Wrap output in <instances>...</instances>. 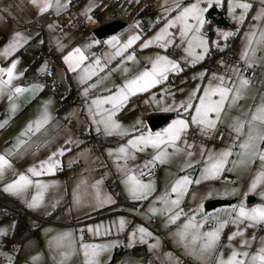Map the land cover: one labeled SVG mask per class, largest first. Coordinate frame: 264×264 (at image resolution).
<instances>
[{
  "label": "rangeland",
  "instance_id": "374dc122",
  "mask_svg": "<svg viewBox=\"0 0 264 264\" xmlns=\"http://www.w3.org/2000/svg\"><path fill=\"white\" fill-rule=\"evenodd\" d=\"M68 1L70 0H67L68 8L65 7L59 11L53 8L44 13H39L38 9L30 0H0V10L11 18L17 17L20 14L33 16L34 21L30 27L34 28L36 33L40 31L36 22L42 21L40 19L41 16L47 12L53 13L56 16V20L49 30H45V34L47 33L48 36L54 37L58 41H65L66 45H70L69 48L71 50L77 47L81 49L86 57L84 60L86 65L83 66L81 64V68H84L81 70V76H85V69L99 59L102 67L95 68V76H87L85 79L89 82L85 87L87 89V95L81 100L80 105L74 106L73 110L77 107V111L81 112L82 117H84L80 106L84 102L89 101L91 106V125L92 128L95 127L96 134L100 137L102 143L99 145L93 143L92 147L83 146L78 149L77 152H81L84 159L82 161V169H78V165L67 168L69 170L67 173V184L70 187V195L65 199L66 205L63 214L59 215L58 218L60 221L69 224L68 227L44 223L38 228L39 240L31 237L16 250L9 239V235L13 229L12 218L6 217L0 220V264H57L60 256L57 255L54 257L53 254L66 249L54 248L52 244L55 243L56 238L65 232L71 233L69 239L72 241L74 249L73 254L67 259L65 264H79L80 261L83 264V256L79 254L80 243L110 245L106 260L107 264L112 258L115 248L117 249L116 251L122 250L123 253H118L114 256L112 263L109 264H131L130 259L133 258L129 252L132 251L131 248L133 247L138 250L143 247V253L137 256L139 260L138 264H216V255H221L226 259L233 249H245L249 255L256 252L262 242H264V239H262L264 238V225L249 227L247 221L233 223L232 218L235 217V212L232 211V206L238 205L241 200L244 203L246 200L249 201L250 197L245 195V193L248 192L250 180L259 167L258 160L254 161L250 168H236L231 171L229 169H232L233 166L229 162L220 175L223 173L232 175L233 182L231 183L222 181L217 177L207 180L201 179L199 184L194 182L190 184L189 192L185 194L184 199L179 205V208L183 210V214L174 223H167V214H161L159 211L153 213L150 210L152 208L160 209L163 207L161 201L156 198L167 193L171 184L180 176L187 175L193 181L197 177H200L201 169L204 167V157L208 156L209 151L206 155L200 157L198 152L201 151V146L199 143L213 145L215 143V136L219 130H222L224 133L221 146L224 149L232 146V154L234 156H231V159L239 158L236 154L238 149L232 139L234 133L231 132L230 128L223 121L215 129L209 130L207 133L201 130H195L193 137H188L187 132L182 135L177 142L181 151L171 155L163 164L157 162L156 164L160 170L154 176L148 179H143L141 176V179L145 181L153 180L155 183V190L143 200L130 197L123 183L125 171L119 168L118 165H124L127 169H132L133 172L143 174L146 170L152 168V165L146 166V162L152 159V156L155 155V150L151 147L145 148L144 151H135L129 148V151L133 153L135 159L131 156L127 160L115 159V156L118 155L117 149L121 145H127V141L133 136L147 131L158 132L165 128L173 119L177 118L176 114L179 116L183 115V107L178 109L176 105L185 101L193 90L197 93H202L204 85H215L213 83L214 80L211 79L214 76L211 70L208 71L212 76L207 75L210 80L208 79L206 82H203L204 75L206 74L205 65L198 67L199 65H195V63L187 62L190 59L184 51V48L187 46V41L181 39L178 23L168 28L170 35L165 37V41L170 39L172 42L167 47H160V44L165 41L151 43L146 48L140 47L144 41L155 37L168 20L176 17L178 14L176 5H179L182 10L190 4L199 3L200 7L207 8V11L204 13V19H206L208 11L212 7H217L215 0H213L211 6H209L207 0H123L124 2L122 4H117L116 6L108 5L107 1L110 0H79L77 13L84 21L82 27H79L75 23L74 16L76 14L73 10L69 9ZM221 1L219 0V4ZM256 1L258 0H232L233 8L230 12L229 0H224V3H226L225 11L227 13L225 20L229 18L237 21L234 17H239L243 11L237 4L245 2L250 4V7L247 11H244L243 20L237 21L240 24V22L244 21L245 17H249L248 14L252 9H254V12L258 8V4L253 5ZM61 3H64V0H61ZM168 7H171L172 11L166 14L164 9ZM80 8L82 11H79ZM236 8L239 9L238 12L235 11ZM25 11L28 13H24ZM261 11L262 9L256 10L257 15ZM88 17H91V21ZM262 19L260 28H264V18ZM115 20L124 22L125 25L114 34L108 35L109 37L117 36L120 38L119 34L123 31H128V34H126L127 37L130 35L140 36V39L125 49L121 53V56H115L114 54L111 56L110 54L105 55V52L109 51V48L104 45V39L96 38L93 33V30L97 27ZM139 24H143L146 29H141L138 26ZM203 27L204 25L201 27L200 35L208 42L207 52L210 47L212 49H219L220 45L224 43L225 38L228 39L232 37L231 35L234 38L235 35V31H230L228 25L216 26L210 21L209 29L212 31V34L210 40H208L207 35L202 31ZM224 32H229L231 35L224 37L222 35ZM93 41H99V43H93ZM256 47L258 50L261 47L262 52H264V45H257ZM93 48L97 49L95 53L92 51ZM196 51L199 52L200 49H196ZM67 53L65 52V55ZM125 54H133L136 59L134 61L124 60L121 63ZM156 55H167L170 59L176 60L180 66L179 70L170 72L166 79L162 80L160 84L154 85L146 92H140L134 96H130L128 102L122 105L114 116V119L127 130L126 135H107L103 125L93 122L94 119L96 121L100 119L99 116L94 117L92 115L96 111L92 106L93 98L112 94L117 85H121L125 80L132 78L145 67H151V60ZM260 59H262L260 63L263 66L259 67L260 69H257L256 73L259 76H264V55ZM220 67L223 69L222 66ZM193 68L198 69H194L193 71ZM125 69H127V72H125ZM200 73H203V76L199 75ZM239 74H241L240 69ZM171 76L176 78L175 82L168 81V77L170 78ZM261 82L264 84V81L255 77L252 80V85L247 89L244 98L239 100L232 109H226L224 113H231L232 111H236L237 108L241 110V114L250 112L256 104L261 102L262 97H264V91L259 96L256 92L261 86L264 88V85L260 84ZM83 83L80 86H84ZM198 85L201 87H197ZM196 99L198 101L199 97H194L193 101ZM169 106L173 109L170 111L172 112L170 119L162 126L151 129L147 124L149 114L162 111V109L168 108ZM104 107L109 108L110 105L105 104ZM243 118L245 117L243 116L241 119ZM137 121L140 123H137ZM186 144L192 145L190 149L193 150L191 156L187 155L189 149L185 147ZM167 151L171 153L172 149L168 148ZM185 164H189L191 167H184ZM69 166H72L71 163H69ZM97 181L99 182L98 184L96 183ZM93 185L96 186L93 187ZM74 189L79 193V204L74 203ZM233 189L236 191L233 192ZM97 191L100 193L101 199L99 206L96 199ZM262 191H264V185H259L254 192H251V195H255L256 193L258 197L255 204L263 203L264 197L260 195ZM193 192L196 193L195 197L192 195ZM118 193L123 196V199H117ZM216 194L221 195L222 198L219 199L227 203L206 209L207 204L204 200L206 197ZM170 195L174 196L175 194L170 193ZM104 197H110L111 203H103ZM201 204L202 213H197L198 218H202L203 216L216 218L205 220V223L209 221L212 227L207 228L204 224V231L214 228L218 220H228V223L225 224L221 231V239L216 252L211 255H206L202 261L196 256L189 254L184 245L179 243L178 237L176 236L177 229L184 223V220L191 216L192 211ZM121 219H123L125 224L122 230L120 229L119 223ZM71 227L76 231L74 240L70 229ZM89 227H91L92 231H89ZM139 227H143L148 233H151L150 236H145L143 242H141L140 233L137 231ZM97 228L100 231L99 235L95 234ZM225 228L227 231H225ZM239 229H243V234L234 236L229 241V235ZM84 231L87 238L86 242H82L83 236L81 237L80 235ZM130 233H133L131 246H129ZM159 233L161 235H158ZM79 235L81 237L80 241ZM241 240H247L250 243L245 246L241 244ZM255 241H258V244ZM66 244L67 241H65ZM150 244H155L156 247L150 248ZM237 244L241 245V247ZM125 249L128 253L125 252Z\"/></svg>",
  "mask_w": 264,
  "mask_h": 264
},
{
  "label": "snow or ice",
  "instance_id": "6c2138e0",
  "mask_svg": "<svg viewBox=\"0 0 264 264\" xmlns=\"http://www.w3.org/2000/svg\"><path fill=\"white\" fill-rule=\"evenodd\" d=\"M30 2L38 9L39 13H44L49 9L55 8L57 11L67 7V0L61 3V0H30ZM209 6L212 5L213 0H207ZM216 6H219V0H215ZM237 6L242 9L239 17H234L237 21L243 20L244 11L250 7V4L241 2ZM177 15L174 19L168 20L159 33L150 40L144 41L140 45L141 48L148 47L149 44L157 41H165V37L169 36L168 28L179 24L180 31L179 35L182 40L187 41V46L184 51L188 54L190 59L188 63H196L198 60L204 59V55L207 52V40L200 35L201 27L205 23L204 13L207 8H202L199 3H193L184 7L182 10L179 5H176ZM233 8L232 0H229V11ZM165 13L172 11L171 7L164 9ZM264 15L262 10L255 19H259L260 16ZM91 21V17H88ZM191 20V22H189ZM138 23V22H137ZM51 27V26H50ZM224 37L231 35L229 32L222 33ZM15 39L10 46H6L4 50V56L7 57L12 51H15L16 47L19 46L22 37L20 33L15 34ZM140 39L139 35L129 36L128 40L124 43H119L117 36H111L104 43L112 45L116 43V49L114 52L115 56H121V53L125 49L129 48L132 44ZM172 41L169 39L160 44V47H167ZM93 43H99V41H93ZM215 44V42H213ZM257 45H264V28H257L253 25L246 37V43L241 51L240 60L245 61L246 67L251 68L254 62L255 54L258 50ZM196 49H200L199 52ZM64 61L68 64L69 70L79 69L81 62L86 59L84 53L79 47L73 48L63 57ZM136 59L133 54H125L121 63L124 60L134 61ZM16 61L13 60L7 67H0V95L7 93L10 102L9 111L10 114L14 113L17 109V104L13 103L14 95H19L23 92L29 91L33 88L39 89L40 85H29L27 88L20 85L12 86L15 78L14 69ZM96 67H102L99 59H97L93 65H90L85 69V76L81 77V83L87 78V76H95ZM179 64L176 60L170 59L167 55H156L151 60V67H145L138 74L130 79L125 80L121 85H117L115 91L110 95L98 96L93 98L92 106L96 109L92 115L99 116V121L94 119V123L103 125L107 135L117 134L124 136L127 130L114 119L115 113L120 110L121 106L128 102L130 96H134L136 93L146 92L151 89L154 85L160 84L162 80L166 79L170 72H176L179 70ZM237 73V80L225 81L223 75L218 77L219 82L215 85H204L203 92L197 93L193 90L189 96L181 104L176 107L184 109L185 113H188L189 108L194 107V111L190 113L191 124L198 126L202 132L207 133L209 130L215 129L218 124L222 123L221 117L224 114L225 109H232L236 106L237 102L244 98L247 89L250 87L252 81L247 77L239 74L238 69H233ZM127 72V69H125ZM199 75L203 76V73ZM215 76V73L213 74ZM91 86V85H90ZM201 87V86H197ZM87 94V89L84 90ZM198 96V101H193V98ZM47 101L42 107L40 115L35 121H29L26 129L22 130L20 136L27 135L29 138L36 136L41 132H46V126L49 123L50 116L47 111ZM110 105L109 108H105L104 105ZM185 105H187L185 107ZM163 111H172L173 109L169 106L168 108L162 109ZM245 118L233 117L229 128L234 135L232 139L235 146L237 147L238 159H231L232 146L222 149L219 152H212L209 150L208 156L204 157V167L201 169L200 177H197L193 181L189 176H180L172 184L167 193L158 196L156 199L161 201L163 207L160 209H150L153 213L159 211L161 214H167V223H174L183 214V210L179 208L181 201L184 199L185 194L189 192V185L193 182L199 184L201 179L207 180L210 178L219 177L220 173L225 170L226 165L231 162L233 168H250L254 161H259V167L255 174L252 176L248 185V192H254L259 185H264V97L259 104H256L250 112L242 114ZM7 121L0 122L2 127ZM137 123H140L137 121ZM189 122L183 118L177 116L173 119L165 128L158 132H141L140 135L133 136L127 141V145H121L117 149L118 155L115 156L116 160H127L129 156L135 159V156L129 148L135 151H144L145 148L151 147L155 150V155L152 159L146 162L147 165H154L159 162L165 163L171 155L180 152L181 149L178 147L177 142L181 136L187 132ZM71 141H65V147L63 149H57L51 152L46 159L38 161L37 166H31L28 168V173L32 177H40L46 172H54L59 165L60 161L54 159L57 155H63V152L67 150L66 145ZM49 141L37 143V149L44 147ZM22 145H29L30 141L24 139H18V142L13 146L19 149ZM185 147L189 149L187 152L188 156L192 153L190 149L191 144H186ZM171 148L172 152H168L167 149ZM204 149L201 147V152ZM13 153L7 152V155L0 154V176H3L6 169L11 168L12 164L7 158ZM119 168L125 171L123 183L126 189L133 199L143 200L150 196L155 190V183L153 180L145 181L141 179L142 173L133 172L132 169H127L124 165H118ZM184 167H191L189 164H185ZM83 183V181H81ZM99 183L98 181L96 182ZM56 184L55 181L44 182L40 179H32L25 173H20L10 183L5 185V191L12 192L14 194H22L30 187H35L36 191L33 193L31 201L28 202L29 208L38 207L44 200L45 192ZM96 185H93L95 187ZM79 187V186H78ZM233 192L236 190L233 189ZM171 194H175L171 196ZM195 197L196 193H192ZM247 195V193L245 194ZM260 195L264 197V191L260 192ZM96 199L98 206L101 202L100 193L96 192ZM74 203H80L79 193L74 189L73 191ZM103 203H111L110 197H104ZM55 205H53L54 207ZM219 211V210H218ZM232 211L235 212V217L232 218V222H243L247 221L249 227L256 225H264V203L255 204L252 207H246L244 201L241 200L239 205H233ZM202 213V204L198 205L197 208L192 211L191 216L184 220V223L177 229L176 236L178 237L179 243L183 244L186 251L196 256L201 261L206 255H211L216 252L219 241L221 239V231L228 220H218L216 226L208 231H204L205 220L215 217L203 216L202 218L197 217V213ZM120 229L122 230L125 226L123 219L119 221ZM89 231H92L89 227ZM137 231L140 233L141 242L144 241L145 236H150L143 227H139ZM96 235L100 234L99 228L96 229ZM243 229H239L231 233L228 237L229 241L234 236L242 235ZM71 233L65 232L56 238L55 243L52 247L57 249H66L59 251L60 260L57 264H65L67 259L73 254V244L69 239ZM264 239V238H262ZM133 240V233L129 234V246H131ZM65 241L67 244L65 245ZM115 243V242H112ZM250 241L241 240L242 245H248ZM150 248L156 247L155 244H150ZM110 245L107 244H92V243H80L79 254L83 256V264H100L99 256L102 252L108 251ZM35 259V258H34ZM216 264H264V242L257 249L256 252L249 255L247 250L233 249L228 257L225 259L221 255H216Z\"/></svg>",
  "mask_w": 264,
  "mask_h": 264
},
{
  "label": "crops",
  "instance_id": "0c3cea01",
  "mask_svg": "<svg viewBox=\"0 0 264 264\" xmlns=\"http://www.w3.org/2000/svg\"><path fill=\"white\" fill-rule=\"evenodd\" d=\"M71 1L72 0L68 2L70 3ZM78 4L75 6L73 10L77 16H79L77 13ZM256 4L259 5L256 10L258 9L264 10V0H258L256 1V3L255 2L253 3V5H256ZM216 8L223 14L224 18H226L227 16V13L225 11L226 3H224V0H222L219 6H217ZM238 10H239L238 8L235 9L236 12H238ZM253 10L254 9H252V11H250V13L248 14L249 17L248 16L245 17L244 21L240 22V24H238L237 21L235 20H231L229 18L226 19L228 21V29L230 31L232 30L235 31L233 43L229 51V56L231 57V59L226 60L220 55V51L222 52L224 50L225 41H226V38H225L224 43L220 45V48L214 49V51L217 50L218 52L216 51L215 55H213L211 62L215 63L220 69H221L220 66H222L223 69H221L220 74L215 73L216 76H213L211 78L214 80L213 83L217 84L219 82L218 77L221 75L224 76L225 81H228L230 78L232 80H237V73L233 69L239 70L240 66L238 64L246 67L245 61L240 60V55L246 43L247 34L252 29L253 25L257 26V28H260L261 21L263 20L262 18H264V15H262L260 16L259 19H255V17H257L258 15H257L256 10L254 12ZM79 11H82L81 8L79 9ZM24 13H28V12L25 11ZM47 13L43 14L40 18L42 20L40 21L42 22V26L38 25L39 21L36 22L38 27L40 28L39 33H36V30L30 27L31 23L34 21L33 16H29L28 14L24 16L23 14H20V15H17V17L15 16L14 18H11L8 15H6V13H4L2 10H0V67H7L9 64H11L13 60L17 62L15 69H14L15 78L13 80L12 86L20 85L22 87L27 88L29 85L20 84V80L24 74H32L38 70L49 67L54 71V74L58 78V81H59L58 91L62 94H68L71 92L74 95V98H76L75 103L71 105V107L68 110L62 111L61 103H59L56 100L54 92H52L51 90H44L41 87L39 89L33 88L19 95H14L12 102L17 104L18 107L14 113L10 114V111H9L10 102L8 99V94L5 93V94L0 95V122L7 121L2 127H0V154L7 155L8 151H11L13 153L11 156L7 157L10 160L12 167L6 169L3 176H0L1 202L3 206H7V207L9 206L14 209H18L24 216L26 226L29 229L36 228L37 234H38V228L44 223H50L55 226L57 225L67 226V227L69 226V224H66L63 221H60V219L58 218L59 215L63 214V210L66 205L65 199L68 198V195H70V187L67 184V173L69 171L67 170V168L73 167L74 165H78V169H82L83 168L82 161H84V159H83V155L81 154V152H77L78 149H80L83 146L92 147L93 143H96L97 145L102 143V140H100V137L96 134L97 132H96L95 127L92 128V125H91V117H90L91 106H90L89 101L84 102L80 106L84 114V117H82L81 112L77 111V107L76 109L73 110L74 106L80 105L81 100L86 97L87 94H85L84 90L86 89L85 87L89 84V82L88 80H84V83H83L84 86H80V84H82L81 83V77H82L81 70L84 68L80 67L79 69L69 70L68 64L64 61L63 57L65 56V52L71 51V49L69 48L70 45H66V42L63 40L58 41L54 37L48 36L47 33L45 34V30H49V28H51L50 26H52V24L56 20V16L52 20L48 19L46 17ZM206 19L209 20L207 16H206ZM206 19H205V22L207 21ZM211 22L214 23L212 20ZM207 24H208L207 26L209 27L210 22ZM144 29L146 28L144 27L143 30ZM16 33H20V36L22 37L21 42L19 46L16 47L15 51H12L10 55L5 57L3 54L4 50L6 46H10L12 44L13 40L16 38L15 37ZM126 34H128V31L127 32L123 31L119 34V37H120L118 38L119 43L122 44L128 40L129 36L127 37ZM211 34H212V31L209 29L208 35L205 34L207 35L208 40H210ZM109 38L110 37L108 36L106 38H103L104 40L103 39L102 40L104 42L105 40H108ZM104 45H106V47L109 48V51L105 52V55L110 54L111 56L112 54H114L116 46H117L115 42L112 45H108L105 43ZM39 51H42L46 55V58L44 60H38L35 58V54ZM92 51L93 53H95L96 52L95 48H93ZM262 51L263 50L260 47L259 50H257L255 54L254 62L252 63V67L255 70L260 69L259 67L263 66L260 63L262 60L260 58L264 55V52ZM207 53H206V56H207ZM203 60L197 61L198 63H195V65H199L198 67H200L201 65L203 66L205 65L206 74L204 75L203 82H206L209 79L207 75H210V76L212 75L209 73L208 71L209 69L207 68V65L209 63L205 64L203 63ZM81 64L84 66L86 65V62L82 61ZM194 69H198V68H193L192 70L194 71ZM183 70L182 72H184ZM257 77L260 79V77H264V76L258 75ZM175 79L176 78L173 77V81H170V82H175ZM169 80L170 78L168 77V81ZM252 80L254 79H251L250 81ZM261 81H264V80H261ZM64 83H65V86H64ZM260 84L264 85L262 82ZM30 85H37V84H30ZM262 91H264V88L261 86V88H258L256 91L257 95L259 96L262 93ZM46 101L48 102L46 106H47V111L50 116L49 123L46 126L47 131L41 132L40 134L36 136H32L31 138H29L27 135L21 137L20 133L22 132V130L26 129V126L29 121H35V119L40 115L42 111V107L44 106ZM195 101H197V99ZM193 111H194V107L189 108L188 113L184 112L183 115L179 116L178 114H176V116H179L180 118L187 120L189 122L188 128H193L194 132L195 130L200 131L201 129L198 126L191 124L190 113ZM155 113H167V114H170V117L172 116V112L170 111L162 110V111L155 112ZM150 115L151 114H149V116ZM233 117L242 118L243 115L241 114V110L237 108L236 111H232L231 113H224L221 117V120L229 127V124L231 123ZM7 125L8 127H6ZM218 132H222V130H219ZM80 133H84L87 137H90V140L89 141L86 140L84 143L83 138L80 136ZM223 138H224V133H223L222 139L220 141H217L215 139V143L213 145L206 144V143H203V144L199 143V145L203 147L204 149L203 153L201 151L198 152L199 156L203 157L204 155H206V153H208L209 150L215 152V151L224 149L221 146V142ZM18 139H24L26 141H30V146L22 145L19 149L14 148L13 146L18 142ZM45 140L49 141V143H47L44 147L37 149V143L43 142ZM65 141H71V142H69L66 145L67 150L63 152V155H57L56 157H54V159L60 161L59 165L57 166L54 172H50V173L46 172L40 177H32L31 174L28 173L27 170L29 167L34 166V165L38 167V163H37L38 161L46 159V157L51 152L56 151L57 149H63L65 147ZM190 151L193 152V150H190ZM232 156H234V154H232ZM69 163H71L72 166H69ZM159 170L160 168L158 166L157 170L154 171V174L152 176H154L155 173L158 172ZM22 172L28 175L32 179H40L44 182H51V181L56 182L54 186H51L45 192L43 202L36 208H29L27 206L28 202L31 201L33 193L36 191L35 187H30L22 194H14L12 192H8L4 190L5 185L10 183L13 179H15ZM223 174L233 178L232 175H228L226 173H223ZM220 176H219V179L222 180ZM150 177L144 178L142 176L143 179H148ZM222 181H227L228 183H231L228 180H222ZM250 195L251 193L247 192V196H249L250 199L249 201L246 200V202L244 203L246 207H252L253 205H255L256 199H258L256 193L255 195L253 194L251 196ZM219 198H222V196L219 194L210 195L209 197H206L204 202L207 203L209 201H212L214 199H219ZM263 203H264V200H263ZM53 205L55 206L53 207ZM53 212H56V214L53 217V222L49 221V222L40 223L41 219L46 218L48 215L52 214ZM6 217L12 218L13 226H14V219L10 215H5L1 217L0 220ZM205 226H206V223H205ZM206 227L211 228L212 224L211 226H206ZM226 228H225V231H227ZM70 229H71L73 240H74V236L76 237L75 235L76 231H74L73 227H71ZM83 234L85 235V231L81 232L80 234L81 237L82 236L84 237ZM10 235H9V239H10ZM80 235H79V241L81 240ZM158 235H161V234L159 233ZM31 237L37 239L34 236H29L23 240L20 247L25 243V241H27ZM86 241L87 239L84 240L82 238V242H86ZM11 243L13 246L12 241ZM255 243L258 244V241H255ZM238 246L241 247V245H238ZM134 248L135 247L131 248L132 251L129 252L131 253V257L133 258V259H130V261H131V264H138L139 260L137 256L143 253V247H141L140 250L136 248L134 249ZM116 250L117 249L115 248L114 254L112 255V258L110 259L108 264L112 263L114 256H116L118 253H123L122 250L120 251H116ZM126 251L127 250L125 249V252ZM58 253L59 252L53 254V256L55 257L59 255ZM108 254H109L108 251L102 252L100 254L99 256L100 264H107L106 260L108 258ZM81 262L82 261H80L79 264H82Z\"/></svg>",
  "mask_w": 264,
  "mask_h": 264
},
{
  "label": "built area",
  "instance_id": "2783aa9c",
  "mask_svg": "<svg viewBox=\"0 0 264 264\" xmlns=\"http://www.w3.org/2000/svg\"><path fill=\"white\" fill-rule=\"evenodd\" d=\"M124 1L123 0H110L107 1V4L110 6H116L117 4H122ZM79 3V0H73L69 3V9L70 10H74L75 6ZM46 17L50 20L55 18V15L53 13H48L46 14ZM75 23L79 26L82 27L84 25V21L81 19L80 16H75ZM39 26H42V22H38ZM141 29L144 28L143 24H139L138 25ZM202 31L205 34L209 33V27L207 25H204V27L202 28ZM233 43V36L229 37L228 39H226L225 41V46H224V50L221 52L220 51V55L226 59V60H230L231 57L229 56V51L231 49ZM95 51H97V49L95 48ZM217 51V50H216ZM218 52V51H217ZM35 58L38 60H44L46 58V55L42 52L39 51L35 54ZM240 66V71L242 73V75H244L245 77H247L249 80L254 79L255 77H257V73L256 70L251 67H245L242 66L240 64H238ZM207 68L211 71H213L216 74H220L221 73V69L213 62H210L207 65ZM261 80H264V77H260ZM170 81H173V77H170ZM20 84L21 85H30V84H37L40 85L42 89L44 90H51L52 92H54L55 94V98L56 100L61 103L63 98L67 95V94H62L60 93L59 90V81L58 78L56 77V75L54 74V71L47 67L41 70H38L36 72H34L33 74H24L20 80ZM8 127V125L6 126ZM195 135V132L193 130V128H189L187 130V136L188 137H193ZM223 136V132H218L215 139L217 141H220L222 139ZM158 168L157 164H154L151 170H148L146 172L143 173V177L147 178L150 177L154 174V171H156ZM221 179L222 180H228L229 182L233 181V178L230 176H227L225 174L221 175ZM206 226H211V223L209 221L206 222ZM84 240H86V236L84 235L83 237Z\"/></svg>",
  "mask_w": 264,
  "mask_h": 264
},
{
  "label": "trees",
  "instance_id": "16d2710c",
  "mask_svg": "<svg viewBox=\"0 0 264 264\" xmlns=\"http://www.w3.org/2000/svg\"><path fill=\"white\" fill-rule=\"evenodd\" d=\"M207 21L204 23V25H208L211 20L206 19ZM208 35V34H207ZM216 51L214 49L210 48V50L207 53L206 58L203 60V63L207 64L212 61L213 55H215ZM33 74V73H32ZM76 101V98H74V95L70 92L68 93L62 100L61 102V110L66 111L68 110L71 105H73ZM80 136L83 138V142L89 141L90 137H87L84 133H80ZM117 199H123V196H121L120 193L117 194ZM57 211V210H56ZM56 214V212H53L52 214L48 215L46 218L41 219L40 223L43 222H53V217ZM5 215H10L14 219V226L10 235V239L13 242V246L18 249L23 242L24 239H26L29 236H34L39 240V236L37 234V230L35 229H29L26 226L24 216L23 214L18 210L14 209L12 207H7L3 206L1 202V197H0V218L5 216Z\"/></svg>",
  "mask_w": 264,
  "mask_h": 264
},
{
  "label": "water",
  "instance_id": "95a60500",
  "mask_svg": "<svg viewBox=\"0 0 264 264\" xmlns=\"http://www.w3.org/2000/svg\"><path fill=\"white\" fill-rule=\"evenodd\" d=\"M207 17L212 20L216 26H227L228 21L225 20L223 14L216 8L212 7L208 13ZM124 22L121 21H112L106 24H103L96 29L93 30V33L96 38L103 39L108 35L114 34L119 29L124 27ZM170 117V114L167 113H154L148 116L147 124L151 129H156L162 126ZM226 201H222L220 199H214L212 201L207 202L206 209L213 208L220 204H226Z\"/></svg>",
  "mask_w": 264,
  "mask_h": 264
}]
</instances>
